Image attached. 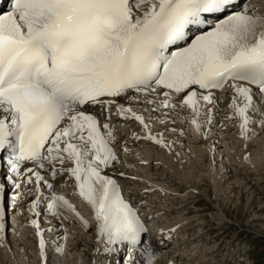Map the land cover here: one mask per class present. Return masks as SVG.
<instances>
[{
	"label": "snow or ice",
	"instance_id": "obj_1",
	"mask_svg": "<svg viewBox=\"0 0 264 264\" xmlns=\"http://www.w3.org/2000/svg\"><path fill=\"white\" fill-rule=\"evenodd\" d=\"M237 5L238 0H0V160L6 157L12 172L26 161L36 168L44 161H70L68 172L91 207L105 252L112 245L140 246L144 264H152L137 210L104 171L117 156L107 117L101 125L94 109L116 106L122 118L130 114L143 126L146 139L162 144L121 98L143 96L154 104L152 94L163 96L153 112L174 108L177 99L192 111L190 122L199 130L205 106H211L206 122L213 123L215 92L231 90L228 107L241 135L247 138L253 124L264 128V30H256L264 17ZM27 172L39 193L45 177L30 167ZM3 192L0 186V199ZM39 200L38 194L33 213ZM56 200L72 207L58 196L50 210ZM4 218L0 204V234ZM31 223L41 236L37 221ZM39 247L43 258V239Z\"/></svg>",
	"mask_w": 264,
	"mask_h": 264
},
{
	"label": "bare ground",
	"instance_id": "obj_2",
	"mask_svg": "<svg viewBox=\"0 0 264 264\" xmlns=\"http://www.w3.org/2000/svg\"><path fill=\"white\" fill-rule=\"evenodd\" d=\"M245 8H247L252 15L264 17V0H252V2L241 9V11H244ZM256 30L257 32L264 30V21L258 22ZM231 95V90H220L215 92V96H218L219 99L217 107L212 113L213 123L209 126L206 122L207 108L211 106H205L203 114L198 120L200 124L199 130L190 122L193 118L192 111L187 107H182L177 102V99H173L172 101L175 105L174 108L164 109L161 107L158 111L153 112L152 109L156 108L159 102L164 99L163 96L152 94V98L156 101L154 104H149L143 96L132 101H126L121 98V104L125 107H131L136 114L144 117L145 123L149 125L150 134L157 140H162V144L146 139L145 136L149 133H146L143 126L138 121L131 118L130 114H125L122 118L117 113L116 106H112L109 109L108 112L111 114V118L106 121L109 126L113 124V127L118 126L123 129L127 128V131L116 134L119 142L114 144H112L114 141V137L112 136L110 146L117 156V160L104 171L109 177L116 181L119 185L121 195L124 198L128 197L127 201H129L128 203L131 206L134 207L138 202H144L146 194L141 196L142 192H152L154 195L159 194L164 197L167 196V198V194L173 192L177 199L182 200V203L186 201V206L192 205V203L196 202V194L198 193L195 191L196 183L193 181V179L195 180L196 178H201L200 182L211 183L214 192L217 194L220 193H218V191L221 185L229 180H235V182L236 180L247 181L245 184H251L250 182L256 184L260 181V176H257L258 179H251V177L256 175L255 172L257 167L253 166V163H256V156L264 153V146H260V144H264V129L253 124L249 126L250 130L247 133V138L241 135L239 119L234 116L233 110L228 107ZM261 108L264 109V103L261 104ZM94 113L102 125L103 122H105V114H100L98 111ZM165 113H167V115H165ZM230 116L233 118L229 119L228 117ZM258 116L259 115L255 116L254 119L259 120L261 117ZM130 125H133V129ZM128 126L132 130L129 129ZM214 131L216 134H214ZM101 132L103 131L101 130ZM216 135H219L215 137L216 139L211 138ZM186 142L187 145H185ZM237 144H240L241 148H237L236 150ZM222 145H224V148L221 149ZM229 147L233 149V152H236L235 155L239 159L240 165L238 164V166H236L233 162L235 157ZM133 151H137V153ZM138 151L141 152L140 155L142 156L144 153H147L146 157H148L150 153L159 155L157 158L152 156L151 161L148 160L150 158H147V161H145L146 163L141 164V160L144 159L139 157ZM161 157L164 158L157 161V159ZM188 159L193 160L195 164L190 163ZM43 163V168H36V165L32 162L24 164L20 172L22 180L20 182L16 180V184L14 185L9 184V179H7L9 173L6 172V169L3 167L0 168V186L4 188L0 204L5 208V229L4 232L0 234V236H2V238H0V264H18L20 254H23L20 260H25L24 264H29L33 260H35L33 262L37 261V264H58V256L62 254L67 259L72 260L74 254H78V257L80 256L79 254L82 251L80 252V250H77L78 252H75L74 249L77 246L78 237H83L86 233L94 234L91 238V253L93 256H91V260H93L90 264H120L119 260L122 254H124L125 249L128 250L129 256H127L124 264H144V258L139 252L140 246H137L136 249L129 250L127 245H112L109 247L114 250L105 252V245L98 235L97 224L94 220L91 207L78 195L75 180L68 172V169L72 167L71 162L66 161L64 164H60L59 162L49 164L47 161H44ZM241 166L247 168L248 172L241 174L240 170H237V168L239 169ZM29 167L33 168L34 171H39L40 175L45 177V181L41 182L39 193L36 191L35 177L27 172V168ZM53 167L56 169L55 178L51 176ZM190 169L193 170L189 173L188 170ZM203 169L210 171V173L206 175V179L196 177L194 173L195 170H198L200 173ZM217 169H219V171ZM139 170H142L140 172L144 174L149 172L150 177L148 178L145 177L146 175L142 176L141 174L138 175L137 173ZM160 171L164 173L169 172L177 181L184 184L186 189L179 193L172 191V186H175V181H172V178L168 179L166 174L164 176L160 175ZM134 173L137 175H134ZM188 177H191L192 180H189ZM227 177H229V179H226ZM29 178L32 180L31 183H28ZM142 181H149V186H145V184L140 185L144 187L143 191H140L136 196L131 194L136 189L134 188L136 184L139 185V183H143ZM46 184H51V188L49 189L46 187ZM165 184H168V186L166 187ZM13 186H15L14 192L7 198L6 193L8 190H12ZM239 187L240 184L237 182L231 184L230 191H228V189L227 191L230 194L233 191L239 193ZM204 189L205 188L200 187L199 190ZM204 193L206 194L205 190ZM38 194L40 200L35 209V213H38V215H36L31 211V204L36 200ZM58 196H63L72 207L70 208L61 201L56 200L54 209L50 210L48 204L53 202V197ZM206 196L208 197L207 194ZM249 199L250 196L247 197V201ZM238 202V197L233 201L227 199V203H230V207L233 206L234 209L237 207ZM223 206V204H220L217 208L215 207L216 211H212V214L214 215L215 221L219 222L220 225L226 226L229 224V219L225 217L227 214ZM247 207H250V204H248ZM7 208L9 209L8 212ZM73 208L75 211L72 210ZM170 213L173 212L171 211ZM189 213L190 212H188V214ZM168 214L165 211H160L159 214H157L155 211L154 218L159 217L161 219L158 231L153 234V231L149 232L146 228V224L150 223V221L152 222V217L148 218V215L140 219L141 223L144 224L146 232L155 236L154 239L152 238L153 242L148 244L149 250L152 252V257L159 249L168 244V237H170L171 234L170 236H168V234L166 235V231L169 230L168 232H173L171 238L176 237L174 233L179 235L183 232H177L179 226L183 225L185 227L184 229L187 228V230H190L194 223L200 222L203 218L202 216L199 218L198 216L192 218L186 217V219L181 220L182 223L184 222L183 224L177 221H162ZM137 215L139 217L141 216L138 212ZM32 220H36L39 224L41 236H37V228L32 225ZM178 223L181 225L177 226ZM150 228H152V226ZM13 234H15V236H13ZM198 238L199 236L193 237L192 239ZM41 239L44 241L43 258H41L39 247ZM27 240L34 241L33 243H35V247L31 250H29L30 244L28 245ZM189 244L188 242L187 245ZM192 256L193 254H189L185 258H189L190 260L188 261H191L197 257L195 256L192 258ZM180 258H182V256L178 257V259ZM172 262L174 263L173 253H170L167 259L163 256L160 260H153V264H172ZM20 264H23V262Z\"/></svg>",
	"mask_w": 264,
	"mask_h": 264
},
{
	"label": "rangeland",
	"instance_id": "obj_3",
	"mask_svg": "<svg viewBox=\"0 0 264 264\" xmlns=\"http://www.w3.org/2000/svg\"><path fill=\"white\" fill-rule=\"evenodd\" d=\"M130 127L133 129V125H130ZM130 127L128 126L129 129H131ZM120 130L117 132V134L127 131V128H124V129L121 128ZM214 134H216L215 131H214ZM218 136L219 135L212 136L211 138L213 139ZM185 145H187V142L185 143ZM218 146H221V145H218ZM223 146L224 145H222L221 149L224 148ZM260 146H264V144H260ZM229 148L232 151L233 156L235 157V160H236V161L233 160V162L236 164V166H238V164L240 165L239 159L235 155L236 152H233V149L231 147ZM237 148L239 149L241 148L240 144L236 145V150ZM133 152L137 153V151H133ZM138 154L140 158L144 159V160H141L140 162L141 164L146 163L145 161H147V158H150L148 160L151 161L152 156L157 158L159 155L155 153H150V155L146 157L147 153L146 154L144 153L145 156L144 155L142 156L140 155L141 154L140 151H138ZM261 154L256 156L255 158L256 163H253V166L257 167L256 172H255L256 175L255 176L253 175V177L248 175L249 177H251V179L252 178L258 179V177L260 176L259 177L260 181L258 183L255 184L254 182H250L251 184H245L247 183V181L245 182L243 180H236L235 182V180H229L221 185L220 190L218 191V193L219 192L220 193L217 194L214 192V188L212 187L211 183L200 182L201 178H196L195 180L193 179V181H195L196 183L195 191H197L198 193L196 194L197 196L196 195L195 196L197 198L195 199L196 202L192 203V205H189V206L185 205L187 204L186 201L182 203L181 199H177L175 193L173 192L172 193L170 192L167 194L168 198L167 196L164 197L159 194H158L159 196L157 194L154 195L152 194V192H146V193L142 192L141 196L146 194L144 197L145 203L140 202L141 209L139 210H137L135 207L134 208L137 210L139 214H143L146 217L149 215L148 218L152 217V222H151L152 228L146 227L149 230V232L153 231L152 234L158 231V228H159L158 226H159V222L161 219L159 217L154 218L155 211L157 214H159L160 211H165L167 212V214L169 213L170 215L168 214L162 220V221H167V222L177 221V222L182 223L181 220L186 219V217H189V218L197 217V216L198 218L200 216L203 217L202 220H200V222L198 221V223L197 222L194 223L191 227L192 229L190 228V230H187V228L184 229L185 227L181 225L180 223H178L177 226L179 225L181 226L178 227L179 229L177 230V232L178 233L182 231L183 232L180 233L179 235L174 233L176 237L171 238V236L173 235V232H168L169 230L166 231V235L168 234V236H170L171 234V236L168 237V238H171V240L168 239V244L165 247H162L161 249H159L156 252V254L153 255V257L157 254L159 255V256L157 255L153 260L154 261H157L158 259L160 260V258L162 259L163 256L164 258L167 259L169 254L173 253L175 264H178L179 262H180L179 264H190V263L191 264H264V160H263L264 153L262 154L263 156ZM163 158L164 157H161L160 159H157V161L162 160ZM188 161H190V163H193V160L188 159ZM192 170L193 169H190L188 170V172L190 173ZM217 170L219 171V169ZM237 170H240L241 174H245L246 172H248V169L243 168V166H241L239 169L237 168ZM140 171L142 170L138 171L137 173L138 175L141 174L142 176L146 175L145 177H148V178L150 177L149 172H146L144 174L143 172H140ZM135 173L134 175H137ZM159 173L160 175H163V176L166 174L168 179L172 178L171 180L175 181L174 182L175 186H172V191L179 193L182 190L186 189L184 184L177 181L175 177H173V175H170L169 172L164 173L160 171ZM194 173L196 174V177H202L206 179L207 177L206 175H208L210 171L208 170L206 171V169H203L200 173L198 172V170H195ZM201 174H204V175H201ZM188 178L189 180H192L191 177H188ZM226 179H229V177H227ZM142 182L143 183H139V185L136 184V187L133 186L136 189L131 194L136 196L137 194H139L140 191H143L144 189V187L140 185L145 184V186H149L150 184L149 181L148 182L142 181ZM237 182L240 184V187L238 189L239 193L237 191H233L230 194L228 191H230L231 184H235ZM165 186L167 187L168 184H165ZM198 187L199 189L200 187L205 188L204 190L206 191V194L208 195V197L204 193V190H199ZM248 196H250V199L247 201ZM237 197L239 198V202L237 204V207L234 209L233 206L230 207L229 205L230 203H227V199H230V201H233ZM125 199L127 200L128 197H125ZM146 204L147 205L149 204V205L147 206ZM220 204L224 205L223 209L225 213L227 214L225 217L229 219V224L226 226L220 225L219 222L215 221L214 215L212 214V211L214 210L216 211L215 207L217 208V206ZM248 204H250V207H247ZM171 211L173 213H170ZM188 212L190 213L188 214ZM79 234H83V233H79ZM91 234L86 233L85 235H83V237L82 236L78 237L77 246H76V248L78 249L75 248L74 251L75 252L77 250L78 251L80 250V252L82 251L79 254L80 255L79 257L77 256L78 254H74L71 260V259H67L62 254L58 256V259H57L58 261L56 260L58 264H90L91 261L93 260V259L91 260V258L93 257L91 253L92 252V248H91L92 239L91 238L94 235L93 233ZM13 236H15V234H13ZM198 236H199L198 239H192L193 237H198ZM27 241H28L27 242L28 245L30 244L29 250L35 247V243H33L34 241H30V240H27ZM188 242L190 243L189 245H187ZM126 250L127 249L124 250V254H122V257L119 260L120 264H124L125 263L124 261L127 259L126 254H125ZM177 250H179L180 252ZM189 254H193L192 258L197 256L196 257L197 259L196 258L192 259L191 260L192 262L188 261L190 259L189 258L187 259L185 257H187ZM22 256L23 254L19 255L20 258H22ZM181 256L182 258L178 259V257H181ZM20 258L18 260V264L22 262L24 264L25 260H20ZM36 259L39 260L38 258ZM153 260H152V264H153ZM33 261H31L33 264H37V261L36 262H33ZM31 262L29 264H32ZM174 263L172 262V264Z\"/></svg>",
	"mask_w": 264,
	"mask_h": 264
}]
</instances>
